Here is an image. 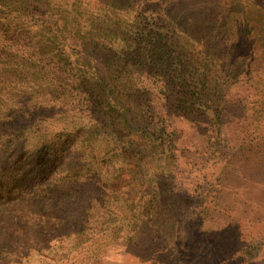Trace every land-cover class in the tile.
I'll use <instances>...</instances> for the list:
<instances>
[{
	"label": "trees",
	"instance_id": "obj_1",
	"mask_svg": "<svg viewBox=\"0 0 264 264\" xmlns=\"http://www.w3.org/2000/svg\"><path fill=\"white\" fill-rule=\"evenodd\" d=\"M261 17L264 0H0V263L22 248L13 240L80 238L96 225L86 215L91 199L104 220L115 191L105 172L114 161L158 155L167 167L179 164L186 144L158 136L169 128L198 135L199 117L221 120L210 85L218 48L236 45V70L243 47L257 40L253 24L264 29ZM223 27L234 37H220ZM142 175L172 192L164 170ZM67 209L74 229L66 232L58 213ZM172 248L177 259L168 264H194L183 245ZM224 250L196 249L194 261L248 264Z\"/></svg>",
	"mask_w": 264,
	"mask_h": 264
},
{
	"label": "rangeland",
	"instance_id": "obj_2",
	"mask_svg": "<svg viewBox=\"0 0 264 264\" xmlns=\"http://www.w3.org/2000/svg\"><path fill=\"white\" fill-rule=\"evenodd\" d=\"M242 1L251 4L255 0ZM252 12L260 16L256 8ZM261 19L264 21V17ZM253 25L257 40L243 47L240 66L232 70L239 61L234 53L236 45L226 42L218 48L217 66L211 68L210 85L218 95L221 120L211 124L199 117L198 135L169 128L168 135L158 136V142H170L173 137V141L186 144L179 164L174 161L167 167L155 155L152 160L142 157L141 167V162L121 156L122 161H114L105 172V183L115 191L106 195L107 206L109 200L111 203L104 220L99 216L102 206L91 199L86 215L96 225L75 238L67 232L68 228L74 229L69 221L73 219L71 211L61 210L58 215L68 220L67 229H61L67 232L61 243L56 238L46 243L13 240L22 248L10 251L2 264H168L177 259L172 243L187 248L194 264L196 249L212 251L214 247H224L225 254L237 250L234 257L246 258L248 264H264V101H260L264 91V46L259 47L264 29ZM234 35L225 27L220 33L228 39ZM227 64L229 71H225ZM227 77L229 80H223ZM17 84L26 90L25 82ZM176 120H172L174 127L179 125ZM133 141L147 145L139 138ZM145 168L164 170L172 181V192L167 194L159 185L148 182L149 177L142 175ZM24 224L28 233L35 230L31 229L33 223ZM240 235L247 237L243 244ZM213 258L221 262L223 257ZM214 262L206 259L204 264Z\"/></svg>",
	"mask_w": 264,
	"mask_h": 264
}]
</instances>
